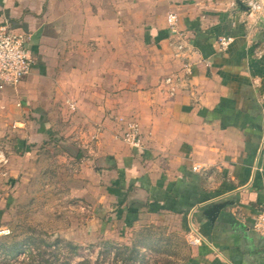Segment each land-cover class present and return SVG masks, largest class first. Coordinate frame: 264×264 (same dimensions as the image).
I'll return each instance as SVG.
<instances>
[{
  "label": "crops",
  "instance_id": "obj_1",
  "mask_svg": "<svg viewBox=\"0 0 264 264\" xmlns=\"http://www.w3.org/2000/svg\"><path fill=\"white\" fill-rule=\"evenodd\" d=\"M255 1L257 12L241 0H0V25L26 33L34 54L30 74L0 89L4 119L23 127L26 154L55 131L86 148L89 176L72 190L110 208L111 223L173 220L188 264H264L253 230L264 207V0ZM130 120L140 148L121 139Z\"/></svg>",
  "mask_w": 264,
  "mask_h": 264
},
{
  "label": "rangeland",
  "instance_id": "obj_2",
  "mask_svg": "<svg viewBox=\"0 0 264 264\" xmlns=\"http://www.w3.org/2000/svg\"><path fill=\"white\" fill-rule=\"evenodd\" d=\"M0 264H184L187 237L173 220H147L139 226L111 223L75 193L88 178L84 147L72 135L50 134L26 154L17 140L23 128L4 119L0 108ZM59 130V129H58ZM88 182V181H86ZM111 223V226H109ZM126 226V227H125ZM189 262V261H187Z\"/></svg>",
  "mask_w": 264,
  "mask_h": 264
},
{
  "label": "built area",
  "instance_id": "obj_3",
  "mask_svg": "<svg viewBox=\"0 0 264 264\" xmlns=\"http://www.w3.org/2000/svg\"><path fill=\"white\" fill-rule=\"evenodd\" d=\"M246 4L251 12H257L260 5L255 0H241ZM167 22L172 33H176L174 26L176 16L169 14ZM221 49H225L228 44V39H220L218 42ZM177 51L184 49L182 44L176 45ZM34 65V54L29 44V36L12 28L8 22L0 25V89L15 88L20 82L30 74ZM164 84L168 85V93H174V82L171 77L164 79ZM71 107H75L71 104ZM121 139L124 143L134 148L141 147V134L139 126L134 120H130L124 124L121 131ZM196 170V168H194ZM253 230L264 237V207L260 210Z\"/></svg>",
  "mask_w": 264,
  "mask_h": 264
},
{
  "label": "water",
  "instance_id": "obj_4",
  "mask_svg": "<svg viewBox=\"0 0 264 264\" xmlns=\"http://www.w3.org/2000/svg\"><path fill=\"white\" fill-rule=\"evenodd\" d=\"M215 210H216L215 208H213V210H212V209H211V210L209 209V210H207L206 213H207L209 216H211V215L215 212Z\"/></svg>",
  "mask_w": 264,
  "mask_h": 264
},
{
  "label": "trees",
  "instance_id": "obj_5",
  "mask_svg": "<svg viewBox=\"0 0 264 264\" xmlns=\"http://www.w3.org/2000/svg\"><path fill=\"white\" fill-rule=\"evenodd\" d=\"M187 261H189V260H187ZM187 261L184 264H188ZM80 264H86V262H81Z\"/></svg>",
  "mask_w": 264,
  "mask_h": 264
}]
</instances>
